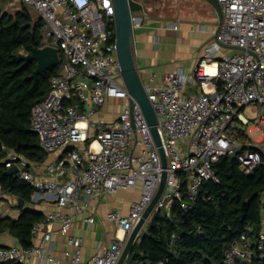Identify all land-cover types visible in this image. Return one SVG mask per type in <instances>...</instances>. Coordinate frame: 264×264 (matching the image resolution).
I'll return each instance as SVG.
<instances>
[{
	"label": "built area",
	"instance_id": "1",
	"mask_svg": "<svg viewBox=\"0 0 264 264\" xmlns=\"http://www.w3.org/2000/svg\"><path fill=\"white\" fill-rule=\"evenodd\" d=\"M19 1L43 20L44 46H56L63 54L61 71L52 76L50 91L32 108L31 128L45 151L63 149L66 154L46 164V173L40 175L33 169L41 165L2 147L6 166L18 167L16 175L34 188L33 198L43 195L59 206L34 223L32 239L42 232L43 241L53 248L48 227L56 224L67 234L74 216L84 213L91 201L140 185V196L131 202L128 214L113 209L107 215L123 231L122 236L117 235L102 253L84 260L83 237L71 235L68 242L73 250L62 254L74 264H118L130 233L159 189L164 167L142 107L129 94L122 76L112 0ZM218 1L223 21L191 73L178 69L161 84L144 83L167 157L165 188L152 215L170 209L175 201L188 210L204 182H219L213 166L226 154L238 150L248 174L264 165V145L229 134L237 119L239 126L250 123L241 111L251 106L259 111L255 127L264 142V0ZM132 22L134 28L139 27L144 16L132 12ZM170 26L177 29L178 23ZM192 88L198 92L190 93ZM108 99L124 101L117 118L92 121ZM81 144L86 146L80 149ZM7 193L0 184V202ZM66 207L75 213L64 212ZM0 215L7 216L5 212ZM87 221L93 223L94 216ZM255 251L264 255V225L257 234L247 227L227 249L225 264L249 259ZM60 258L36 244L28 248L0 245V264H59Z\"/></svg>",
	"mask_w": 264,
	"mask_h": 264
},
{
	"label": "trees",
	"instance_id": "2",
	"mask_svg": "<svg viewBox=\"0 0 264 264\" xmlns=\"http://www.w3.org/2000/svg\"><path fill=\"white\" fill-rule=\"evenodd\" d=\"M43 46V20L26 4L13 13L0 14V184L26 202L35 190L18 175L8 173L2 147L23 154L30 163H41L48 157L31 128L32 108L50 91L52 76L61 71L63 54L60 50V63L35 81L29 76L37 62L26 63L24 57ZM236 131L239 139L252 141L240 126ZM253 150L260 151L257 147ZM213 167L219 182H204L188 210L175 201L167 212H155L125 264H225L227 249L247 227L260 232L264 225V165L248 174L237 156L226 154ZM43 218L42 211L23 208L17 218L0 215V229L28 248L33 245L32 227ZM235 264H264V255L255 251L251 258Z\"/></svg>",
	"mask_w": 264,
	"mask_h": 264
},
{
	"label": "crops",
	"instance_id": "3",
	"mask_svg": "<svg viewBox=\"0 0 264 264\" xmlns=\"http://www.w3.org/2000/svg\"><path fill=\"white\" fill-rule=\"evenodd\" d=\"M21 7L22 2L19 0H1L0 14L9 12L12 8L18 10ZM140 13L144 16V22L135 28L136 61L141 77L144 76L146 79L144 83L161 84L167 74L178 69L186 72L192 71L199 59L203 57L214 30L219 25V19L212 5L206 0H154L150 3L146 0L145 11ZM173 23H178L177 29L170 26ZM153 74H155L154 79H152ZM189 92L196 93L198 89L192 88ZM118 103L121 105L119 104L118 111H114V106ZM123 105V100L108 99L92 117V121H114ZM241 112L243 113V109ZM239 122L240 120L237 119V126ZM251 140L254 142L253 138ZM259 141L263 142L262 135L257 140ZM85 146L81 144L78 148L83 149ZM93 146L96 149L99 148L96 142ZM65 154L66 151L63 149L48 152L45 161L32 163L41 165V169H32L35 173L44 175L45 165L55 162ZM140 193L141 186L138 185L136 188L101 195L91 201L84 213L74 216V221L67 234L61 233L56 224L48 227L52 230L53 248L43 241L42 232L32 239L33 244L40 245L51 255L60 256L59 264H74L71 259L62 257V254L64 251L73 250V246L68 242V236L81 235L83 237V259L88 260L95 253H102L103 248L108 246L117 235H123L118 225L108 219V213L113 209H118L122 214H128L131 202L137 199ZM33 195L23 208L42 211L44 216L47 212L59 208L56 201L43 195L33 198ZM9 208L12 209L11 212H7ZM23 208L14 205L13 195L10 193H7L0 202V213L5 212L11 218H17ZM63 210L67 213H75L72 207H66ZM90 215L95 218L93 223L87 221ZM0 245L20 244L15 237L4 231L0 234Z\"/></svg>",
	"mask_w": 264,
	"mask_h": 264
},
{
	"label": "water",
	"instance_id": "4",
	"mask_svg": "<svg viewBox=\"0 0 264 264\" xmlns=\"http://www.w3.org/2000/svg\"><path fill=\"white\" fill-rule=\"evenodd\" d=\"M206 1L212 5L214 13L219 19L220 25L223 21V11L221 4L218 0ZM112 3L115 10L117 56L122 66V76L129 94L135 98L142 107L145 117L150 125L151 132L159 147L162 165L164 167L161 183L156 195L127 239L125 248L118 262V264H125L132 251L133 245L135 244L141 230L152 215L154 207L156 206V203L165 188L167 177V157L162 146V139L158 129V117L155 108L146 92L144 82L136 61V40L135 28L132 22V12H144L146 0H112ZM24 59L26 63H28L30 60H35L37 62V68L35 69L34 73L29 76V78L37 81L39 75L44 74L46 71L60 63V50L56 46L45 45L40 48H35L32 52L25 55ZM132 105L133 101L131 99L130 107H132ZM241 128L244 131L246 130L245 127ZM238 152L239 151L236 150L232 152L230 156L232 158H236ZM17 172V166H13L8 169L9 174H16ZM13 202L14 205L20 208H23L26 204V200L17 195H13ZM3 232L4 229H0V233Z\"/></svg>",
	"mask_w": 264,
	"mask_h": 264
},
{
	"label": "rangeland",
	"instance_id": "5",
	"mask_svg": "<svg viewBox=\"0 0 264 264\" xmlns=\"http://www.w3.org/2000/svg\"><path fill=\"white\" fill-rule=\"evenodd\" d=\"M170 1H175V0H170ZM16 10L14 8L10 9L9 12L13 13ZM33 13L35 14L36 17H38L37 13L33 11ZM187 73H191V71H187ZM142 80L145 82L146 79L144 76H142ZM108 101V100H107ZM120 103H118L114 109V111H118V106ZM121 105V104H120ZM243 113L244 115L250 120V123H248L247 125H245L244 127L247 129V133L251 136V138H253L254 143H256V146H263L264 142H257V140L261 137L262 132L259 128H255L253 129L259 122V111L255 110L253 107L251 106H247L243 109ZM236 122V121H235ZM236 123H233L230 128H229V134H233L235 135V137H237V131H236V127H235ZM251 129H253L252 131H250ZM262 141V140H261ZM12 209H7V212H11ZM167 212V209H163L162 213Z\"/></svg>",
	"mask_w": 264,
	"mask_h": 264
},
{
	"label": "flooded vegetation",
	"instance_id": "6",
	"mask_svg": "<svg viewBox=\"0 0 264 264\" xmlns=\"http://www.w3.org/2000/svg\"><path fill=\"white\" fill-rule=\"evenodd\" d=\"M147 1L150 3V2H153L154 0H147Z\"/></svg>",
	"mask_w": 264,
	"mask_h": 264
}]
</instances>
